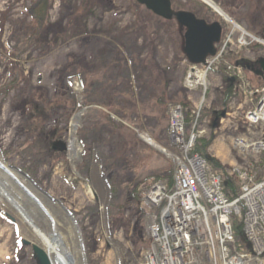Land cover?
<instances>
[{
  "label": "rangeland",
  "instance_id": "obj_1",
  "mask_svg": "<svg viewBox=\"0 0 264 264\" xmlns=\"http://www.w3.org/2000/svg\"><path fill=\"white\" fill-rule=\"evenodd\" d=\"M32 1L0 0V192H9L14 201L21 203L14 207L0 193V264H39L32 244H40L21 209L44 231H51L48 229L51 221L57 223L59 229L53 233L64 239L70 235L68 225L75 229L78 240L64 244L71 249V264H142L151 244L150 217L147 213L143 216L127 202L131 187L126 186L134 180L142 188L153 174L163 175L173 167L167 153L147 143L137 130L147 132L158 143L169 144L167 105L186 102L190 94L182 85L188 61L174 52L173 45L180 43L183 30L175 20H161L146 12L136 0H92L75 16L72 27L68 25L71 11L84 0H52L47 25L19 54L18 40L30 24L28 7ZM193 1L204 6L209 21L227 24L202 0ZM214 1L237 24L257 35L248 25L249 15L257 14L264 0ZM172 5L175 9H186L188 0H172ZM262 17L264 26V11ZM138 19L143 28L133 33L125 31L121 36V29ZM121 37L130 44V54L126 52V56L153 62L159 81L153 97L148 96L152 83L142 81L147 95L142 94L140 102L135 101L138 111L131 110L127 116L104 104L106 94L122 95V81L130 79L128 85L132 87L138 80L131 67L114 60L112 64L105 63L102 57L105 55L102 51L109 53L108 48L103 49L107 41H118ZM248 42L241 49L232 46L227 56L243 58L246 63L264 57L263 43ZM78 63L76 67L74 64ZM73 66L84 85H92L87 88L90 94L83 85L81 88V81L73 78L78 80L79 89L68 90L66 77ZM248 77L253 83L262 81L252 73ZM208 78L195 128L200 138L208 139L206 153L217 160L222 167L219 170L232 178L235 185L237 169L252 167L257 176L264 174V153L242 152L232 145L235 134L255 138L262 133L246 124L243 95L236 91L224 99L226 83L218 69ZM163 90L165 99L160 101L157 97ZM84 104L98 109L88 120L82 116ZM77 111L81 112L79 119L70 131ZM113 125L117 128L113 129ZM95 132L99 139L94 137ZM70 136L75 138L78 148L73 158L67 149ZM163 139L167 142H161ZM57 141L63 142L65 148L60 149V144L51 147ZM90 144L94 145L92 151L87 149ZM166 148L173 149L170 145ZM103 165L109 166L108 169L104 170ZM109 181H115L121 189L116 201V205L123 204L121 209L109 207ZM86 185L91 188V198L86 194ZM20 186L28 188L32 198L21 192ZM33 199L37 209L30 208Z\"/></svg>",
  "mask_w": 264,
  "mask_h": 264
},
{
  "label": "built area",
  "instance_id": "obj_2",
  "mask_svg": "<svg viewBox=\"0 0 264 264\" xmlns=\"http://www.w3.org/2000/svg\"><path fill=\"white\" fill-rule=\"evenodd\" d=\"M236 30V44L247 43L243 30L230 26L216 52L188 69L185 87L205 90L206 75L222 59ZM226 68L237 76L245 94V121L262 131L257 139L236 135L232 143L241 151H263L264 84H251L238 66L228 64ZM203 99L197 100L196 116ZM168 118V138L177 150L172 155L173 184L168 188L157 181L140 192L157 209L150 217L151 244L142 264H264V175L257 179L248 169L237 170L238 193L231 197L223 189L222 177L192 151L199 134L194 131L195 121L190 127L185 125L179 104L168 107ZM235 222L241 223L243 242L236 238Z\"/></svg>",
  "mask_w": 264,
  "mask_h": 264
},
{
  "label": "trees",
  "instance_id": "obj_3",
  "mask_svg": "<svg viewBox=\"0 0 264 264\" xmlns=\"http://www.w3.org/2000/svg\"><path fill=\"white\" fill-rule=\"evenodd\" d=\"M52 0H33L31 2V4L28 7V12L29 15L31 17L30 20V24H27V27L24 29V31L21 33L19 40H18V46H17V51L18 53H22L24 52L28 46L30 45V43L32 42L33 39L36 38V34L38 33L39 30L44 29L45 26L47 25V17H48V9L50 6ZM92 0H84L83 3L81 4V6H79L77 9L72 10L71 12L73 13L72 16L69 17V21H68V25L74 27L73 23H74V18L76 15L81 14V12L88 7V3H90ZM172 2V0H171ZM173 6V5H172ZM260 6H262V8H260ZM187 10H190L191 12H193L197 17H201L204 18L205 20H209V17L205 12V9L203 5L197 3L196 1L193 0H188V8H186ZM257 14H251L250 16V21L248 22V25L251 26V30L253 32H256L258 35L264 37V26L261 24V20H263L262 14L264 11V6L263 5H259L258 9H257ZM145 11L150 13L151 15H154L150 10L145 8ZM155 16V15H154ZM159 17V16H158ZM161 18V17H160ZM161 20H165L162 19ZM29 25H31L32 27L29 30ZM143 26L141 25L140 20H136L134 24L129 25L128 27H124L121 29V36L123 35V33L125 31H129L131 33L133 32H137L138 30L142 29ZM181 40L182 37H179V41H180V45L177 44L176 42H173L174 45V52L177 55H180L182 57L184 56V53L182 52L181 49ZM109 42L111 41H107V45L103 48H108L109 53H105V51H102L103 55L102 57L104 58L105 63H110L112 64V60H114L115 63L120 64V65H124L125 67L129 68L131 67L133 70V73L136 72L137 75V83L135 81V85L130 87L128 85V82L130 81V79H126L124 81H122L123 86L120 88V93L122 94L121 96L119 95H112V96H108L106 94V99H105V105L111 107L113 109V112L120 114L121 116H127L130 114L131 110H135L138 111V106L136 105L135 101H137V99L140 102V98L142 96V94H146L144 89H147L144 87L142 81L144 79H147L148 81H150L153 85L152 90H149V95L153 97L155 95V84H158V78H157V72H158V68L157 66L151 62L150 60H145L144 62L141 60L139 61V57L135 58L133 56H131V58L129 59L126 56V52H129L130 54V44H128L127 42H125L122 37L118 40V41H114L111 42V46H109ZM113 57V58H112ZM239 63H242L243 65H247V63L245 62V59L243 58H239L238 60H236ZM249 64L251 65H257L256 61H252L249 62ZM76 65V67L78 65H80V63L78 64H74ZM76 67L73 66L72 69H70V73H68V77H66V86L68 88V90L70 91V79H78L79 81H81V88L83 85V89H85V91H88L89 94L91 93L90 89L87 88H92V85H84L83 81L80 79V73L76 70ZM69 67L67 66V69ZM130 75V73H129ZM131 76V75H130ZM223 78H225L224 75H222ZM94 81V80H93ZM224 94L225 97L224 99H227L232 91H231V85L230 84H226L225 89H224ZM106 93V92H105ZM147 95V94H146ZM157 99H159L160 101L164 100V90L162 91V93L160 95H158ZM92 103H97V102H90V104ZM90 104H84V106H86V109L84 110L83 113V119L88 120V116L92 115L93 112L98 111V109L96 107H90ZM98 104V103H97ZM185 105H189L188 102H184ZM37 108L36 110L39 111L38 106L34 105V108ZM134 115H139V113H131ZM110 117V116H109ZM111 118V117H110ZM117 128V127H116ZM115 126L113 125V129H116ZM94 137L99 139L98 133L95 132L94 133ZM99 141V140H98ZM82 138H81V143H82ZM208 144V139H202L200 138L199 140V144H197L194 148V150L199 151L203 156H207L206 153V146ZM88 150L92 151L94 149V145L90 144L89 147L87 148ZM91 153V152H90ZM207 162L209 163V165L215 169L218 172L223 173L221 170L222 169L221 165L217 162L216 159H214L213 157H207ZM259 165V164H257ZM109 166H104L103 168L104 170H107ZM151 180H157V179H161L165 182H167L168 184L171 183L172 181V168H169V170L161 175V174H153L152 177L150 178ZM226 184H225V188L230 187L233 190H235V185L233 182L232 178H227L226 180ZM130 188V197H128L127 202H129L130 204H132L133 209L137 210L138 212H140L143 216H145V214L147 213V206H145V204L142 202V200H140L139 198V187L140 184L135 183L134 180H132L130 183H128V185L126 186V189ZM109 189H110V198H111V202L109 207H117L118 209H121V207L123 206V204L120 205H116V201L117 199L120 197V191L121 189H118L116 182L115 181H109ZM110 213V209L108 210ZM240 223L235 222V232H236V236L237 238L241 239L242 238V229L240 227Z\"/></svg>",
  "mask_w": 264,
  "mask_h": 264
},
{
  "label": "water",
  "instance_id": "obj_4",
  "mask_svg": "<svg viewBox=\"0 0 264 264\" xmlns=\"http://www.w3.org/2000/svg\"><path fill=\"white\" fill-rule=\"evenodd\" d=\"M137 2L164 19L174 18L180 28H184L182 51L189 62H203L208 54L214 53V42L218 41L221 33L219 21L207 22L189 10H175L170 0H137ZM258 62L260 68L255 72L262 75L264 74V57H260ZM56 144L61 145L60 149L65 148L61 141L52 143V147L55 148ZM32 248L39 264H51L44 249L35 243L32 244Z\"/></svg>",
  "mask_w": 264,
  "mask_h": 264
},
{
  "label": "bare ground",
  "instance_id": "obj_5",
  "mask_svg": "<svg viewBox=\"0 0 264 264\" xmlns=\"http://www.w3.org/2000/svg\"><path fill=\"white\" fill-rule=\"evenodd\" d=\"M205 1L207 4H209L211 6V8L216 11L217 13H219L220 15H222L224 17V19H226L227 21H229L230 23H232L234 26H236L234 20L223 10V8L216 3L214 0H202ZM260 41H262L264 43V40L261 38H257ZM79 115H80V111H77L76 114L74 115V117L72 118V122H71V128L70 131H72L75 127V124L77 123L78 119H79ZM145 139L146 135L144 134ZM153 144L157 147H161V145H159L157 142H155L154 140H152ZM67 149H69V157L73 158L75 157L76 153H77V143L75 142V138L73 136H70V140H69V144L67 146ZM15 181L17 182V179L15 178ZM4 187V185H1ZM9 188H11L12 186H9ZM86 189V194L89 198L92 197V191L91 188L89 186H85ZM3 190V189H2ZM20 190L21 192H23L25 195H27L29 198H32L31 194L29 193V189L25 188V187H21L20 186ZM2 195H4L5 199L10 201L12 204H14V207H19V205L21 204L18 201H14L12 199V196L9 192L3 190L0 192ZM31 202V201H29ZM35 199H33L32 204L30 205L31 209H37L38 206L36 205L37 202L35 203ZM21 213L22 215H24L23 217H25L26 221L28 222L29 227L31 228V231L34 232L35 234V238L37 240V242L40 244V246L45 250V252L47 253L51 264H71V249H69V246H64V244L66 242H68L70 244L71 241H76L78 240L77 238V233L75 231V229L70 225L67 226L68 230H70V235L68 239H64L63 237L58 236V233H53V231L59 229L58 227H56V225H58L57 223H53L51 221V224H48V229H50L51 231H44L43 229H41V225L39 224V226L37 225V223H34V220L31 219V217L28 215V213L26 211H23L21 209ZM46 213H41V215H45ZM68 223V222H67ZM46 224V223H45ZM45 228V227H44Z\"/></svg>",
  "mask_w": 264,
  "mask_h": 264
}]
</instances>
